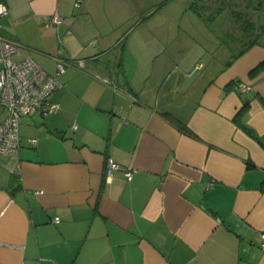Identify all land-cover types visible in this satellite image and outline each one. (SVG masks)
<instances>
[{
    "label": "crops",
    "instance_id": "1",
    "mask_svg": "<svg viewBox=\"0 0 264 264\" xmlns=\"http://www.w3.org/2000/svg\"><path fill=\"white\" fill-rule=\"evenodd\" d=\"M254 1L0 0L15 61L83 63L58 77V110L23 116L18 154L0 157V264H264ZM52 13L60 25L43 24Z\"/></svg>",
    "mask_w": 264,
    "mask_h": 264
},
{
    "label": "built area",
    "instance_id": "2",
    "mask_svg": "<svg viewBox=\"0 0 264 264\" xmlns=\"http://www.w3.org/2000/svg\"><path fill=\"white\" fill-rule=\"evenodd\" d=\"M7 14V7L0 3V18ZM61 23L62 18L57 13L43 18V24L46 26H58ZM21 48L20 43L0 34V106L5 112L3 119L0 120V157L18 154L20 119L23 116L33 111L44 116L58 110V104L48 101L49 96L60 87L58 77L68 68L83 67L81 61L73 63L55 59L54 73L50 74L29 56L15 61L13 57ZM238 89L246 91L248 88L245 85H239ZM29 142L35 144L36 140L31 139ZM118 169L120 166L109 159L106 163V178L110 177L113 170ZM132 174V171H126L128 179H131ZM57 221V218L54 219V222ZM259 237L264 250V232H261Z\"/></svg>",
    "mask_w": 264,
    "mask_h": 264
},
{
    "label": "trees",
    "instance_id": "3",
    "mask_svg": "<svg viewBox=\"0 0 264 264\" xmlns=\"http://www.w3.org/2000/svg\"><path fill=\"white\" fill-rule=\"evenodd\" d=\"M253 4H254V8L257 9V10L264 8V0H255ZM239 20L243 23V25H242L243 28L241 27L242 32H243V36L245 38L246 37H250L251 34L247 33V30L250 28L251 25H253V23H251L249 20H247V18L242 17V16H239ZM245 24H246V27H245ZM246 41H247L248 44H252L251 39H248ZM243 110L244 109H242V111ZM261 188L264 189V182L261 183Z\"/></svg>",
    "mask_w": 264,
    "mask_h": 264
},
{
    "label": "water",
    "instance_id": "4",
    "mask_svg": "<svg viewBox=\"0 0 264 264\" xmlns=\"http://www.w3.org/2000/svg\"><path fill=\"white\" fill-rule=\"evenodd\" d=\"M126 68H127V70H128V65H126Z\"/></svg>",
    "mask_w": 264,
    "mask_h": 264
}]
</instances>
